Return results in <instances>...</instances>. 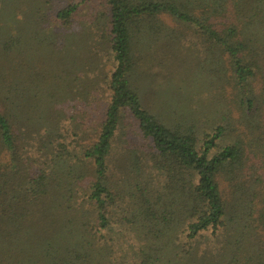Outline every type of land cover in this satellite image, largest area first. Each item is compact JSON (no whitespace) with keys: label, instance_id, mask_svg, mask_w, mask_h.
<instances>
[{"label":"trees","instance_id":"obj_1","mask_svg":"<svg viewBox=\"0 0 264 264\" xmlns=\"http://www.w3.org/2000/svg\"><path fill=\"white\" fill-rule=\"evenodd\" d=\"M54 5L0 0V264H264V0Z\"/></svg>","mask_w":264,"mask_h":264},{"label":"rangeland","instance_id":"obj_2","mask_svg":"<svg viewBox=\"0 0 264 264\" xmlns=\"http://www.w3.org/2000/svg\"><path fill=\"white\" fill-rule=\"evenodd\" d=\"M54 2V8L58 9L60 7L66 6L68 4H79L80 5V11L82 9H85V7H88L89 9H97L99 5L101 4V0H52ZM85 11V10H84ZM0 13L7 15V18L12 21L14 15L10 12H5L2 7H0ZM4 15V16H5ZM161 20L170 28H173L175 25L173 24L172 20L166 16L162 15ZM166 65L162 68L157 69V67H151L150 70L148 68H145V71L147 72L146 78L143 77L142 79L138 80V84L144 88V96L147 99V102H150L152 105V109L154 110V114L158 115L160 118L164 117H171L168 114V111L171 113L172 118H169L171 120H174L178 117L179 114H184L185 109V98L182 97L178 90L176 89L175 85L178 84L179 80V74L180 71L175 67L173 70L174 73H170L171 76L165 75ZM175 83L171 84L169 83ZM80 109H84L87 111V114L90 116L91 120H96V117L98 115V112L95 109H86L83 106H78ZM168 110V111H167ZM125 131H128L126 135L122 131L120 135V138L118 137V140H116L114 146L116 148L113 149V159L115 160V155L117 153L123 152V150H119L117 146L120 144L121 141H125L126 139V145H129V142L134 145L131 149H139L140 143H137V140L133 136L132 126L129 123L128 120H125ZM123 148V145L120 147ZM133 156V155H132Z\"/></svg>","mask_w":264,"mask_h":264}]
</instances>
